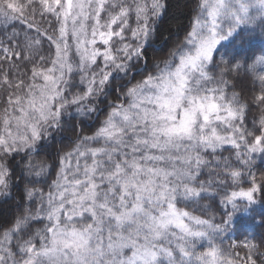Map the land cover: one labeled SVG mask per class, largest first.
<instances>
[{"label":"snow or ice","instance_id":"obj_1","mask_svg":"<svg viewBox=\"0 0 264 264\" xmlns=\"http://www.w3.org/2000/svg\"><path fill=\"white\" fill-rule=\"evenodd\" d=\"M165 10L0 0V264H264V48L235 51L264 44V0H201L152 62Z\"/></svg>","mask_w":264,"mask_h":264},{"label":"trees","instance_id":"obj_2","mask_svg":"<svg viewBox=\"0 0 264 264\" xmlns=\"http://www.w3.org/2000/svg\"><path fill=\"white\" fill-rule=\"evenodd\" d=\"M145 2L150 4V0H145ZM162 2L165 4L166 10L156 24L157 31L152 39L151 48L149 49V58L152 62L168 59L169 53L184 40V37L191 30L193 18L199 14V4L201 3V0H162ZM248 27L250 29L254 28L257 34L261 32L258 21L256 24L249 25ZM231 39L232 38L226 41H221L217 46V50L214 51V55L218 61L221 58L220 53L225 50L224 46L229 45ZM253 48H264V44L259 40H253L250 42L249 49H236L235 51L241 56H247L251 55V49ZM261 54L262 53L258 50L255 53L256 56ZM225 59H227V57H225ZM252 62V60H249V63ZM262 67L264 66L257 65V72H259ZM139 78L140 77H137V79ZM254 86L258 88L259 84L256 82L254 85L253 77L249 74L248 76L242 77L234 88H230L228 94L231 95L235 92L240 96L241 101L244 102L251 98V90ZM0 108H2V105H0ZM256 116L258 118L259 112L256 113ZM104 118V115H102L101 120ZM97 126L98 125H93L92 130L86 132V134L91 135L92 131H94ZM249 126H251V120H249ZM62 138L64 144L69 147L71 146V142L75 139L71 132L62 134ZM37 159L40 158L38 157ZM13 183H16L15 178H13ZM22 187L23 186L21 185V189ZM11 194V198L0 197V222H3L17 213L16 204L20 200V190L12 188ZM260 232L261 234H264V230H260ZM248 239H251L253 243L259 242V236L253 238L250 235ZM239 242L240 241H237V243ZM240 255L244 256V252L241 251Z\"/></svg>","mask_w":264,"mask_h":264},{"label":"rangeland","instance_id":"obj_3","mask_svg":"<svg viewBox=\"0 0 264 264\" xmlns=\"http://www.w3.org/2000/svg\"><path fill=\"white\" fill-rule=\"evenodd\" d=\"M218 46V45H217Z\"/></svg>","mask_w":264,"mask_h":264}]
</instances>
